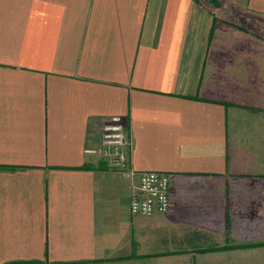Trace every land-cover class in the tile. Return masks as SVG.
I'll return each instance as SVG.
<instances>
[{
	"label": "crops",
	"instance_id": "obj_1",
	"mask_svg": "<svg viewBox=\"0 0 264 264\" xmlns=\"http://www.w3.org/2000/svg\"><path fill=\"white\" fill-rule=\"evenodd\" d=\"M0 264H264V0H0Z\"/></svg>",
	"mask_w": 264,
	"mask_h": 264
},
{
	"label": "built area",
	"instance_id": "obj_2",
	"mask_svg": "<svg viewBox=\"0 0 264 264\" xmlns=\"http://www.w3.org/2000/svg\"><path fill=\"white\" fill-rule=\"evenodd\" d=\"M130 143L122 119L112 117L104 121L102 128V145L97 153L108 165L131 181H137L136 192L130 203L134 216L151 217L165 214L171 207L169 175L154 171L138 173L130 166L127 151Z\"/></svg>",
	"mask_w": 264,
	"mask_h": 264
}]
</instances>
